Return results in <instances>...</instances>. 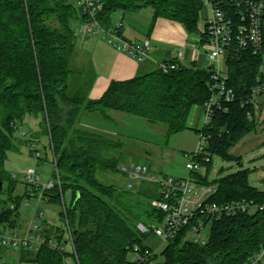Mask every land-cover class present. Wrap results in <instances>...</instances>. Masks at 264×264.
Listing matches in <instances>:
<instances>
[{"label":"trees","instance_id":"obj_1","mask_svg":"<svg viewBox=\"0 0 264 264\" xmlns=\"http://www.w3.org/2000/svg\"><path fill=\"white\" fill-rule=\"evenodd\" d=\"M101 1L98 20L106 28L113 26L119 11L152 8L153 24L165 18L181 23L189 34L199 33L204 0ZM88 20L73 0H0V224L20 228L19 211L29 197L28 186L18 195L21 182L11 177L5 165L9 153L16 150L18 124L33 116L40 120L39 133L49 137L60 178V185L46 192L44 200L61 204L62 193L72 195L66 217L61 212L62 225L41 226V234L63 242L67 218L80 264H130L134 247L143 246L150 236L138 229L141 217L146 218L144 224L151 225L163 221L165 215L153 207L155 200L142 208L134 185L129 188L126 183L120 188L104 179L107 174L123 175L127 144L121 136L84 127L82 121L86 117L112 123L111 112L116 111L162 124L169 137L190 130L192 109L211 98L212 67L181 65L166 74L155 69L130 80L113 81L100 99L91 100L95 75L72 68L76 29ZM225 62L228 87L235 91L236 100L227 111L215 109L205 131L211 161H203V171L191 176L201 184L218 186L212 202L251 200L264 206V190L249 181L256 170L243 169L242 159L231 154L232 148L257 129L251 92L258 78L264 81L260 72L263 58L247 52L228 55ZM216 157L238 164L240 170L226 174L227 169L221 168L219 177L210 179ZM263 248L264 209L215 221L204 246L187 242L182 233L156 256L155 264H246ZM5 251L0 246V255ZM20 255L33 264L65 262L64 255L46 246L36 253L20 250Z\"/></svg>","mask_w":264,"mask_h":264},{"label":"built area","instance_id":"obj_2","mask_svg":"<svg viewBox=\"0 0 264 264\" xmlns=\"http://www.w3.org/2000/svg\"><path fill=\"white\" fill-rule=\"evenodd\" d=\"M74 1V0H73ZM208 7V15L201 18L202 26L199 30L197 48H206L210 66L212 67L211 98L201 107L203 109L202 127L198 129L199 142L194 152L187 155L186 164L190 176L186 179L174 177L158 178L151 173L150 168L138 163H127L121 166L123 175L127 178L128 187L134 182L143 181L155 184L159 187L160 200H155L152 205L155 209L164 213V219L160 223L146 225L138 224V229L143 234L157 238L161 246H167L174 242L182 233L187 242L204 246L209 242L211 229L215 221L224 217H234L240 213L249 215L263 210L251 200H241L225 204L212 202V197L218 191V186L201 184L191 173L203 171L202 162H210L208 153L209 137L206 130L212 122L215 109L227 111L228 105L236 100L235 91L228 87V74L222 68L227 56H238L251 52L255 56L264 57V0H204ZM78 6L83 8L89 20L79 26L78 33L87 36H100L118 51L127 54L133 59L146 61L150 59L152 51L151 40L129 42L123 38L124 25L122 21L114 22L110 28L103 27L99 20V14L103 10L101 0H76ZM179 62L160 63L158 70L169 73L177 70ZM260 72L264 75L261 67ZM258 84L252 89L251 102L264 96V81L258 78ZM18 132V129L16 130ZM34 148V145H31ZM37 160L41 155L32 150ZM215 160V159H214ZM14 180L19 181L17 176ZM28 186L29 197H38L39 201L45 199V194L60 185L57 171L55 180L43 184L37 176L35 169L28 170L21 180ZM62 193L64 213L66 217V203ZM44 215L35 212L34 216L24 228H12L0 224V246L4 249L18 248L19 250L38 252L46 246L51 250L64 255V264H80L77 250L74 244L73 232L66 218L65 229L69 234V242L72 251L69 253L64 247L68 242H59L56 239H48L41 234V223ZM134 258L130 264H155L157 249L148 245L135 246L132 252ZM246 264H264V248Z\"/></svg>","mask_w":264,"mask_h":264},{"label":"rangeland","instance_id":"obj_3","mask_svg":"<svg viewBox=\"0 0 264 264\" xmlns=\"http://www.w3.org/2000/svg\"><path fill=\"white\" fill-rule=\"evenodd\" d=\"M74 1L76 2V0ZM147 10L151 12V9ZM129 14L134 13L130 12ZM207 15L208 7L206 1H204L201 18H206ZM144 16L145 13H141L138 21H134L136 22L135 25H137L138 29L141 27L140 24H143V21H146ZM106 43L108 42L106 41ZM202 52L205 53L206 48H203ZM206 62L207 56H204L201 59L200 64L205 66ZM83 66L77 64L75 61L72 62V68L77 72L80 70H86V72L90 71L93 76L95 75V71L99 72L95 63V71L90 65ZM106 67L107 66L104 63L101 68L106 69ZM222 68L227 71L226 62L222 64ZM262 68L264 70V57ZM87 75L90 76V74ZM195 109L196 108H193L192 110V117L194 116ZM117 114L122 118L121 123L117 122L113 124L96 121V123L93 122V125L100 127L104 131H113L124 138L127 144L126 152H128L127 163L146 165L150 168L151 173L155 174L158 178L174 177L178 179H186L190 176V172L186 168L188 162L187 155L194 152L197 148L199 142V133L197 131L202 127V122L198 125V121H195L194 126H192L193 130H186L169 137L166 126L162 124H151L145 119L134 115ZM255 117L257 120V129L243 138L241 142L232 148L231 154L242 158L243 169L251 170L256 167V170L258 171L251 174L249 178L250 184L260 190H264V96L256 100ZM39 123V119H36L33 116H28L23 124H18V132H15V137L17 138L15 142L16 150L9 153L5 165L6 171L11 177L13 178L14 176H17L19 182L22 183L17 187L16 193L18 195H23L25 193V184L21 180L24 174L30 169L36 170L37 176L41 179L43 184L55 180L56 178L57 171L55 169L54 156L50 148L49 137L39 133ZM120 136L113 137L118 138ZM31 145H34V148H32ZM32 150H36L35 152H38L41 155L40 160L35 158ZM260 159H262L263 162L257 163L256 161H259ZM252 161H255L256 163L253 164ZM222 167L227 169L226 174L240 170L238 164L224 162L216 157L214 160V170L211 172V178H215L216 175L219 174L218 172H220L219 169ZM104 179L119 185L120 188H124L126 183H128L127 178L124 175L112 176L107 174L104 176ZM134 186L136 191H139V194L135 196L137 201L141 203L142 208H147L150 205V202L157 200L160 195L159 187L155 184L137 181L134 182ZM64 200L66 207H69L72 201L70 191L65 192ZM64 207L63 202L58 204L44 199L39 201L38 197L31 196L26 198L20 207V220L22 224H27L30 222L35 212L38 211L44 215V220L42 221L41 226L47 225L51 227H59L62 225L61 212H64ZM141 221L146 223V218L142 216ZM151 237L152 236H149L148 239ZM64 242H68V244H64V247L69 253H71L72 245L69 242L68 231H65L63 243ZM165 247V245L161 246L160 244L158 248L153 249H157L158 253L161 254ZM6 251L9 253L8 255L6 253L2 255L3 263L30 264L20 263L18 259L20 250L18 248H9ZM133 258L134 256L131 253L129 259L132 260ZM159 260L161 262L163 261V258L160 257Z\"/></svg>","mask_w":264,"mask_h":264},{"label":"crops","instance_id":"obj_4","mask_svg":"<svg viewBox=\"0 0 264 264\" xmlns=\"http://www.w3.org/2000/svg\"><path fill=\"white\" fill-rule=\"evenodd\" d=\"M147 9H151V12H149ZM133 13L134 14H129L119 11L114 16V22L120 20L123 21V38L126 41L140 42L146 39L151 40L152 51L150 52V59L146 61H139L129 57L127 54L115 49L109 43H106V41L99 36H87L78 33L77 30L80 25L77 26V47L73 61H75L77 64H80L81 66L84 65L83 67L90 65L93 67L94 71L95 63L99 70V72H94L95 80L89 91V99L91 100L100 99L108 90L113 81H126L133 79L136 76L158 69V65L160 63L179 62L185 67H193L197 69H205L210 66L207 53H203L202 50L197 48V39L199 33L189 34L181 23L165 18H159L153 24L154 11L152 8H144V10ZM141 13H145L144 18L146 21H143V24L139 23L141 27L138 29L137 25H135L136 22L134 21H138ZM201 26L202 22L200 20L198 24V30H200ZM204 56H207V62L205 66L200 64L201 59ZM103 62L107 66L106 69L101 68L102 65H104ZM194 108H196L194 116L192 117L190 115L188 121L190 130H193L192 126H194L195 121H198L199 125L203 120V109L200 106H195ZM114 112L116 111L111 112L112 123H121L122 118L117 114H120V112ZM93 122L96 123V120L85 117L82 121V125L95 131L103 132L113 136H120L113 131H104L100 127L94 126ZM256 162L260 163L263 162V160L260 159ZM256 162L252 161L253 164ZM241 165L243 166V164ZM253 169L256 170V167ZM211 175L210 179H216L219 177V175H216L215 178H211ZM25 224H22L20 220V228H24L26 226ZM145 244L151 248H158L161 243L157 238L151 237L145 242ZM4 253L8 255L9 252L5 251L3 254ZM3 254L0 255V264H6L2 262ZM18 259L20 263L33 264L27 261L28 259H22L20 251L18 254Z\"/></svg>","mask_w":264,"mask_h":264},{"label":"water","instance_id":"obj_5","mask_svg":"<svg viewBox=\"0 0 264 264\" xmlns=\"http://www.w3.org/2000/svg\"><path fill=\"white\" fill-rule=\"evenodd\" d=\"M2 185H3V184L0 182V188H2ZM78 195H79V194H78ZM78 198H79V196H78Z\"/></svg>","mask_w":264,"mask_h":264}]
</instances>
